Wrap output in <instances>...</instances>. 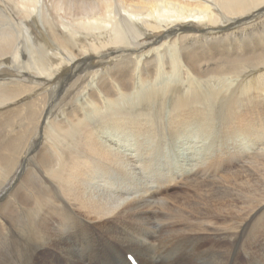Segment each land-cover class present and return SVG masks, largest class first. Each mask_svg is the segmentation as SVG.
<instances>
[{"label":"bare ground","instance_id":"1","mask_svg":"<svg viewBox=\"0 0 264 264\" xmlns=\"http://www.w3.org/2000/svg\"><path fill=\"white\" fill-rule=\"evenodd\" d=\"M128 253L264 264V0H0V264Z\"/></svg>","mask_w":264,"mask_h":264},{"label":"rangeland","instance_id":"2","mask_svg":"<svg viewBox=\"0 0 264 264\" xmlns=\"http://www.w3.org/2000/svg\"><path fill=\"white\" fill-rule=\"evenodd\" d=\"M184 139H185V138H184ZM186 139H189V141H188V143H187L186 145H188V146L190 147L191 150H193L192 147H195L196 149H194V150H195V151H196V150L199 151V147L202 146V143L199 144V143L197 142V141L200 140L199 136L194 135V138H193V139H192V137H190V138L188 137V138H186ZM191 140H197V141H193V142H192ZM190 141H191V142H190ZM198 145H199V146H198ZM178 146H179V145H178ZM175 151H176V149H175ZM191 152H192V151H191ZM181 192H182V193H181ZM181 192H180L179 195H183V194L186 195V194H187V192H184V191H182V190H181ZM184 195H183V196H184ZM134 255H135V254H134ZM135 256H136V255H135ZM126 258H127V256H126ZM136 258H137V256H136ZM137 259H138V258H137ZM127 260H128V258H127ZM138 261L140 262V264H142L141 261H140L139 259H138Z\"/></svg>","mask_w":264,"mask_h":264}]
</instances>
